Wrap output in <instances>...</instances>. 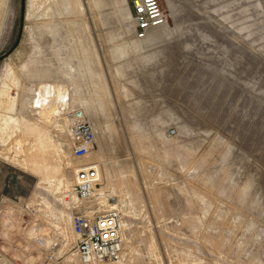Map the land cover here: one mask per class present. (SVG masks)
Instances as JSON below:
<instances>
[{
  "label": "rangeland",
  "instance_id": "1",
  "mask_svg": "<svg viewBox=\"0 0 264 264\" xmlns=\"http://www.w3.org/2000/svg\"><path fill=\"white\" fill-rule=\"evenodd\" d=\"M133 1L24 0L0 61V264H79L70 218L110 209L122 257L102 264H264V0H158L145 40ZM20 7L0 0V56ZM71 109L96 133L80 160Z\"/></svg>",
  "mask_w": 264,
  "mask_h": 264
},
{
  "label": "built area",
  "instance_id": "2",
  "mask_svg": "<svg viewBox=\"0 0 264 264\" xmlns=\"http://www.w3.org/2000/svg\"><path fill=\"white\" fill-rule=\"evenodd\" d=\"M132 20L134 36L145 40L152 30L164 22L158 0H134ZM67 132L74 159L86 158L95 146L96 133L89 118L80 109L65 113ZM101 179L97 164L80 165L74 170L71 194L75 199L89 197ZM121 214L115 209L102 214H75L70 220V229L75 237L74 253L79 264H102L119 262L122 257ZM39 248L46 250L47 262L54 260L53 244L34 236Z\"/></svg>",
  "mask_w": 264,
  "mask_h": 264
},
{
  "label": "water",
  "instance_id": "3",
  "mask_svg": "<svg viewBox=\"0 0 264 264\" xmlns=\"http://www.w3.org/2000/svg\"><path fill=\"white\" fill-rule=\"evenodd\" d=\"M23 15H24V0H21V7H20V26H19V32H18L17 39H16L14 45L7 52H5L4 54H2L0 56V61L2 59H4L6 56H8L16 48V46L18 45L19 40H20V36H21V31H22V19H23Z\"/></svg>",
  "mask_w": 264,
  "mask_h": 264
},
{
  "label": "bare ground",
  "instance_id": "4",
  "mask_svg": "<svg viewBox=\"0 0 264 264\" xmlns=\"http://www.w3.org/2000/svg\"><path fill=\"white\" fill-rule=\"evenodd\" d=\"M77 167L74 168V170H76ZM116 263V262H115Z\"/></svg>",
  "mask_w": 264,
  "mask_h": 264
}]
</instances>
